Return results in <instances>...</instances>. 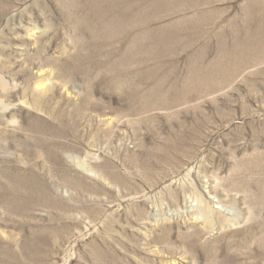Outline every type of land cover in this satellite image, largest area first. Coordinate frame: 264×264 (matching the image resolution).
<instances>
[{
  "label": "rangeland",
  "instance_id": "374dc122",
  "mask_svg": "<svg viewBox=\"0 0 264 264\" xmlns=\"http://www.w3.org/2000/svg\"><path fill=\"white\" fill-rule=\"evenodd\" d=\"M136 1L0 0V264H264V0Z\"/></svg>",
  "mask_w": 264,
  "mask_h": 264
},
{
  "label": "bare ground",
  "instance_id": "6f19581e",
  "mask_svg": "<svg viewBox=\"0 0 264 264\" xmlns=\"http://www.w3.org/2000/svg\"><path fill=\"white\" fill-rule=\"evenodd\" d=\"M127 1V0H126ZM138 1V0H137ZM137 1H136V3H137ZM142 2H143V0H142ZM103 3V2H102ZM124 3V2H123ZM133 3H134V1H133ZM147 3H148V1H147ZM166 3V2H165ZM119 4H121V3H119ZM142 4V3H141ZM137 5V4H136ZM131 6V5H130ZM144 6V5H143ZM142 6V7H143ZM148 6H150V5H148ZM112 7V6H111ZM111 7H109V9H111ZM118 7H120L119 5H118ZM127 7V6H126ZM125 7V8H126ZM141 7V6H140ZM147 7V6H146ZM154 7V6H153ZM134 8V7H133ZM139 8V7H138ZM144 8V7H143ZM143 8H141V9H143ZM150 8V7H149ZM148 8V9H149ZM155 8V7H154ZM157 8V7H156ZM106 9H107V7H106ZM123 9V8H122ZM129 9L131 10V8L129 7ZM126 9H124V11H125ZM151 10V9H150ZM112 11H113V9H112ZM116 11V10H115ZM133 11V10H132ZM139 11V10H138ZM131 12V11H130ZM134 12V11H133ZM136 12V11H135ZM105 13V12H104ZM118 13H120V12H118ZM126 13V12H125ZM141 13V12H140ZM109 14V13H108ZM129 14V13H128ZM115 15H116V13H115ZM118 15V14H117ZM121 15V14H120ZM133 15H134V13H133ZM139 15V14H138ZM125 16V15H124ZM136 17H137V15H135ZM140 16H142V15H140ZM257 27V26H256ZM261 30V29H260ZM189 38V37H188ZM179 39V38H178ZM243 39V38H242ZM180 40V39H179ZM192 40V39H191ZM243 42H245V41H243ZM195 45V44H194ZM250 47H252L251 45H250ZM257 50H259V51H257ZM257 50H241L242 52L241 53H239L238 51H232V50H227L228 51V55L226 56H223V58L224 59H221L220 60V63H219V65H220V69H222L224 72L226 71V70H228L229 69V71L230 72H234V73H237L238 71L240 72L241 71V68H242V71L241 72H243V70L244 69H247L248 70V68H253V67H251V65H254L255 64V66H261V65H264V50L263 49H257ZM251 56H257L254 60L255 61H251ZM205 57V56H204ZM202 59V58H201ZM220 59V58H219ZM204 60V59H203ZM252 63V64H251ZM215 66V65H214ZM198 77H199V75H198ZM234 77H235V75H234ZM206 79V76H202V77H199V78H197V81L198 80H205ZM214 83V82H213ZM214 85V84H213ZM206 86V85H205ZM217 86V85H216ZM204 88V87H203ZM198 90V89H197ZM196 90V91H197ZM200 90V89H199ZM203 90V89H202ZM222 90V89H221ZM204 91V90H203ZM220 91V90H219ZM198 92V91H197ZM196 93V92H195ZM202 93H204V92H202ZM205 94H206V92H205ZM195 96V95H194ZM194 96H193V98H194ZM186 102V101H185Z\"/></svg>",
  "mask_w": 264,
  "mask_h": 264
}]
</instances>
